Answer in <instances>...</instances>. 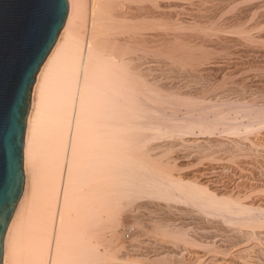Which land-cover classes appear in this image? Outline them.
Wrapping results in <instances>:
<instances>
[{"label": "bare ground", "instance_id": "bare-ground-1", "mask_svg": "<svg viewBox=\"0 0 264 264\" xmlns=\"http://www.w3.org/2000/svg\"><path fill=\"white\" fill-rule=\"evenodd\" d=\"M68 2L32 88L4 264H106V216L133 206L154 230L131 229L124 264H264V0H164L158 33L153 0Z\"/></svg>", "mask_w": 264, "mask_h": 264}, {"label": "water", "instance_id": "water-1", "mask_svg": "<svg viewBox=\"0 0 264 264\" xmlns=\"http://www.w3.org/2000/svg\"><path fill=\"white\" fill-rule=\"evenodd\" d=\"M54 12L58 18L53 25ZM68 13V0H0V264L5 234L24 190L23 147L32 88ZM18 91L24 97L19 107Z\"/></svg>", "mask_w": 264, "mask_h": 264}, {"label": "rangeland", "instance_id": "rangeland-1", "mask_svg": "<svg viewBox=\"0 0 264 264\" xmlns=\"http://www.w3.org/2000/svg\"><path fill=\"white\" fill-rule=\"evenodd\" d=\"M160 1V2H159ZM164 2V0H153V4H152V8H153V11H154V13H156V14H153V19H154V23L153 24H155V22H156V24H158L159 22H161L162 20H164V21H162V22H164V23H166V18L164 17L165 16V9L166 8H164L163 6V2ZM158 2V3H157ZM162 4V5H161ZM153 5H156L155 6V9H154V6ZM159 6V7H158ZM164 8V10H163V8ZM160 7H161V9H160ZM158 9H159V11H158ZM161 10H163V11H161ZM157 12L159 13V14H161V15H159V14H157ZM154 15H156V16H154ZM163 17H164V19H163ZM153 19H152V21H153ZM160 20V21H159ZM162 22L161 23H159L158 25H153V31L155 32V33H158L159 31L161 32L162 31V29H164L165 28V26L164 25H166V24H162ZM164 26V27H162V29H161V26L162 25ZM156 26V27H155ZM158 26V27H157ZM155 27V28H154ZM155 29H156V31H155ZM157 29H161V30H157ZM156 39H158V40H153V42H152V48H153V52L151 51V53H150V55L153 57V55H154V57L152 58V57H150L151 59H152V63H154L153 65H155L156 67L154 68V72L156 73L155 75L157 76L158 75V77H161L162 76V74H161V72L163 71V68H164V66H165V68H166V63H164L163 61H167V56L165 55V54H167V53H165L166 51H165V45L163 44V41L162 40H159V38L156 36L155 37ZM159 41V42H158ZM157 44H159L158 46H157ZM154 45H156V46H154ZM154 46V47H153ZM161 46V47H160ZM159 48V49H158ZM163 48V49H162ZM160 49H161V51H160ZM156 50H157V52H156ZM159 50V51H158ZM162 51H164V53L162 52ZM218 51V50H217ZM220 52H221V50H219ZM220 52L218 53L217 52V54L216 55H220ZM161 53L162 54H164V55H161ZM166 57V58H164V57ZM161 59V60H160ZM164 59H166V60H164ZM163 60V61H162ZM160 62H162V63H160ZM161 64H162V66H161ZM159 66H161V67H159ZM157 68V69H156ZM161 68V69H160ZM155 69H156V71H155ZM157 70H158V72H160V73H158L157 72ZM161 70V71H160ZM159 74H160V76H159ZM187 167H184L182 170H181V173H183V174H189V168L188 169H186ZM190 176V175H189ZM257 194H259V195H262V193H257ZM137 204V203H136ZM136 204H134V205H136ZM144 208H146V207H143V212H142V209H138L136 206L134 207H132V208H119V209H116V212H113V214H108V215H110V217L108 216H106V218H107V222H106V231H105V238H106V241H107V243H109V245H110V248L111 247H113V248H111V249H108V248H106L105 250H108L109 252L107 253V251H104L105 252V254H106V256H108L107 258H108V260L111 262H109V261H106V264H124L125 263V261L123 262V260H125V258H124V250L126 249V247L128 246V244L130 245V243H131V240H132V234L130 235V236H128V234L129 233H131L130 231H131V229L134 227L135 228V226H136V224L138 223V222H144V225H146L145 227L146 228H149L148 230L150 231V232H152L153 230H154V225H153V223L152 222H150V219L151 218H149V217H151V213L149 212V210L147 209V211H145V209ZM135 209H136V211H135ZM138 210H140L141 211V213L142 214H145L146 213V215H144L143 217H142V219H141V217H138V218H140L141 220H139L136 216L138 215V213H139V211ZM114 213H116V214H114ZM136 213H137V215H136ZM149 213H150V216H149ZM160 213H161V211H160ZM159 213H157L156 214V216L158 215ZM161 215H163L164 216V214H163V212L161 213ZM160 214L158 215V217H163V216H161ZM148 216V219L146 218ZM182 217H181V220H182V222H183V224H184V226L187 228V229H189L190 231L191 230H193V231H197V230H203L204 228L205 229H207V228H210V226L211 225H209L208 223H206L205 221L203 222V220H200L197 216H194L193 214H190V215H181ZM112 219V220H111ZM138 219V220H137ZM208 226V227H207ZM204 227V228H203ZM207 227V228H206ZM203 228V229H202ZM137 228H135L132 232H134L135 230H136ZM150 229H153V230H150ZM194 229H196V230H194ZM115 230V232H117L116 234H118V235H116V237L117 238H112V237H114L115 235H114V233H113V231ZM198 232V231H197ZM113 233V234H112ZM113 235V236H112ZM109 239H108V238ZM120 238V239H119ZM112 240V242H110V241ZM105 241V242H106ZM115 241V242H114ZM118 241V242H117ZM256 242V240H250V241H247L246 243H242V244H240V246H237L236 247V249H239V248H241V247H245V246H247V245H251V244H254L255 242ZM120 242V243H119ZM107 243H105V247H108L107 246ZM124 243V244H123ZM126 243V244H125ZM119 244V245H118ZM112 245H114V246H112ZM124 246V245H127V246H125L124 248L123 247H121V246ZM123 248V249H122ZM114 249V250H113ZM116 249V250H115ZM120 249H121V251H120ZM112 250V251H111ZM123 250V251H122ZM194 250V249H193ZM196 250V249H195ZM111 251V252H110ZM119 251H120V253H119ZM126 252L128 253L129 251H127V249H126ZM113 253V254H112ZM130 253V252H129ZM111 254V256H109V255ZM114 256H115V260H112L111 258L113 257L114 258ZM110 257V258H109ZM116 257L119 259L118 261L116 260ZM121 258V259H120ZM120 261V262H119ZM109 262V263H108Z\"/></svg>", "mask_w": 264, "mask_h": 264}, {"label": "snow or ice", "instance_id": "snow-or-ice-1", "mask_svg": "<svg viewBox=\"0 0 264 264\" xmlns=\"http://www.w3.org/2000/svg\"><path fill=\"white\" fill-rule=\"evenodd\" d=\"M57 18H58V12H54L52 14V17L50 18L49 22L54 25ZM23 100H24V97H23L22 93L20 91H18L17 98H16L17 107H19V105L23 102ZM14 127H15V113H13V116L10 119L9 130L14 131Z\"/></svg>", "mask_w": 264, "mask_h": 264}]
</instances>
